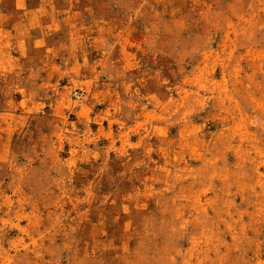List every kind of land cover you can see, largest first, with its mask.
Segmentation results:
<instances>
[{
  "label": "rangeland",
  "instance_id": "1",
  "mask_svg": "<svg viewBox=\"0 0 264 264\" xmlns=\"http://www.w3.org/2000/svg\"><path fill=\"white\" fill-rule=\"evenodd\" d=\"M0 264H264V0H0Z\"/></svg>",
  "mask_w": 264,
  "mask_h": 264
}]
</instances>
